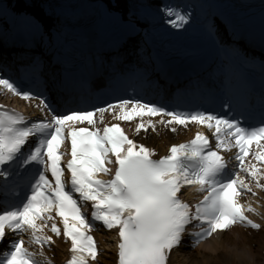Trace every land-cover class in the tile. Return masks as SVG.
<instances>
[{"label":"snow or ice","instance_id":"1","mask_svg":"<svg viewBox=\"0 0 264 264\" xmlns=\"http://www.w3.org/2000/svg\"><path fill=\"white\" fill-rule=\"evenodd\" d=\"M109 4L103 14L130 36L147 35L157 17L174 29L184 28L192 18L191 11L167 2L154 6L148 0H109ZM27 22L50 40L65 32L59 17ZM205 28L219 44V24L209 17ZM222 51L241 55L235 46ZM0 94L29 106L35 102L43 117L32 120L0 103V193L4 195L0 245L7 241L8 249L0 264H53L45 250L52 249L56 238L70 242L66 264H95L100 253L91 233L98 230L97 222L116 230L118 264H170L172 254L182 246L194 251L235 226L264 231V225L249 217L260 213L247 199L264 192V124L243 126L238 118L170 110L139 98L61 113L4 76H0ZM106 114L115 123L106 122ZM122 123L134 124L137 136L158 134L160 128L175 133L178 126L188 129L189 125L210 135L198 130L194 138L172 144L167 155L156 158L155 150L130 138ZM102 175L110 179H101ZM188 187L203 194L194 205L181 198L182 189ZM20 189L30 194L18 202L9 199ZM235 254L253 259L251 251L237 249Z\"/></svg>","mask_w":264,"mask_h":264},{"label":"bare ground","instance_id":"2","mask_svg":"<svg viewBox=\"0 0 264 264\" xmlns=\"http://www.w3.org/2000/svg\"><path fill=\"white\" fill-rule=\"evenodd\" d=\"M162 142H169L165 137H161ZM158 146L163 147V143L158 142ZM107 240L109 238H106ZM255 244L254 248L248 249V245ZM109 246V245H108ZM106 247L107 249L109 247ZM251 251L253 259L238 258L235 250ZM65 245L59 244L57 256H63ZM264 235L260 232L257 234H247L241 230H234L220 240H216L193 252L179 251L170 259V264H264ZM111 256L107 252L101 259V264H112Z\"/></svg>","mask_w":264,"mask_h":264}]
</instances>
